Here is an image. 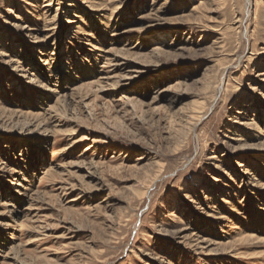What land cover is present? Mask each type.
I'll return each mask as SVG.
<instances>
[{"label": "rangeland", "instance_id": "obj_1", "mask_svg": "<svg viewBox=\"0 0 264 264\" xmlns=\"http://www.w3.org/2000/svg\"><path fill=\"white\" fill-rule=\"evenodd\" d=\"M263 210L264 0H0V264H264Z\"/></svg>", "mask_w": 264, "mask_h": 264}, {"label": "bare ground", "instance_id": "obj_2", "mask_svg": "<svg viewBox=\"0 0 264 264\" xmlns=\"http://www.w3.org/2000/svg\"><path fill=\"white\" fill-rule=\"evenodd\" d=\"M115 1H116V0H115ZM51 5H52V4H51ZM45 12H46V11H45ZM122 51H123V50H122ZM124 52H125V51H124ZM122 53H123V52H122ZM112 56H113V55H112ZM134 56H135V55H134ZM118 57H119V56H118ZM12 62H13V61H12ZM117 66H118V65H117ZM21 72H24V71H21ZM26 72H27V71H25V73H26ZM132 72H133V71H132ZM134 72H135V71H134ZM135 73H136V72H135ZM118 78H119V77H118ZM121 78H122V77H121ZM124 78H125V77H124ZM33 80H34V79H33ZM126 80H127V79H126ZM99 84H100V83H99ZM96 85H97V84H96ZM84 86H85V85H84ZM84 86H82V87L84 88ZM93 86H94V85H93ZM85 87L87 88V85H86ZM77 90H78V89H77ZM80 90H82V89H80ZM80 90H79V92H80ZM77 92H78V91H77ZM77 92L72 93V95L75 94L74 96H76V93H77ZM81 93H82V92H81ZM81 93H80V94H81ZM78 95H79V94H78ZM67 97H68V96H67ZM81 98H83V97H81ZM63 99H66V97H65V96L60 97V100L57 101V104H58V103L61 104V102L64 103L66 100H63ZM79 99H80V98H79ZM63 106H64V105H63ZM54 108H55L54 106L51 107V110L54 111V110H55ZM56 108H57V106H56ZM22 116H24V115L22 114L20 117H22ZM27 116L30 117V119H31V118H34V120H37V121H36V122H33L32 120H28V121L26 120V121H27L26 124H25V122H24L25 126H28V127H35L37 130H39V128H42V126H43V127H46V125H45V121H42V122H41V121H38L39 116H37V115L34 116V115H31V114H29V115L27 114ZM197 117H200V116H197ZM36 118H37V119H36ZM49 118H50V117H49ZM21 122H23V121H21ZM17 123H18V122H17ZM248 123H249V122H248ZM248 123H246V125H249V126L251 125V126H253V124H248ZM252 123H254V122H252ZM14 124H15V123H14ZM240 124H241V123H240ZM16 125H17V124H16ZM21 126H22V125H21ZM244 126H245V125H244ZM251 126H250V127H251ZM43 130H44V129H43ZM47 131H48V130H47V128H46V129H45V132H47ZM41 132H42V131H41ZM251 146H253V145L250 144L249 147H251ZM246 148H247V147H246ZM251 148H252V147H251ZM4 165H5V164H4ZM1 166H2V165H1ZM72 167H73V166H72ZM72 167H71V168H72ZM77 167H78V166H77ZM80 168H81V167H80ZM85 168H86V167H85ZM38 170H39V169H35L34 171H38ZM64 171H65V170H64ZM45 173H46V172H44V174H45ZM34 174H35V173H34ZM51 174H52V173H51ZM51 174H50V177L53 175V174H52V175H51ZM85 175H86V174H85ZM34 176H35V175H33V178H34ZM86 176H87V175H86ZM90 176H91V175H90ZM47 177H48V175H47ZM84 179H85V178H84ZM20 183H21V182H20ZM21 185H22V184H21ZM21 185L18 184V187L21 186ZM16 186H17V185H16ZM29 189H30V188H29ZM30 190H31V189H30ZM31 191H32V190H31ZM27 192H28V191H27ZM29 192H30V191H29ZM13 193L17 194V193H20V191H19V192H13ZM18 197H19V196H18ZM13 198H14V197H13ZM17 199H18V198H17ZM15 200H16V199H15ZM17 201H18V200H17ZM16 203H17V202H16ZM11 205L13 206V204H11ZM31 210H32V209H31ZM35 210H36V209H35ZM10 211H11V210H10ZM10 211H9V212H10ZM263 211H264V210H263ZM8 214H9V213H8ZM2 215H3V214H2V212H1V213H0V217H2ZM9 225H10V224H9ZM0 226H1V227L4 226L3 223H2V220H0ZM7 226H8V225H7ZM7 229H8V228H7ZM3 230H4V228H3ZM3 230L1 229L2 232H3ZM2 236H3V235H2ZM11 236H12V235H11ZM11 236H5V241H6V240H11V238H9V237H11ZM250 236H251V235H250ZM14 237H15V236H14ZM247 237H248V239H250L249 236H247ZM14 240H15V239H14ZM237 240H239V239H237ZM2 241H4V238H3V240H0V258H2V255H3V253H4V252L2 251V249H1V242H2ZM216 245H217V244H216ZM200 246H203V245H200ZM212 247H213V246H212ZM208 249H209V248H208ZM218 250H219V249H218ZM211 252H212V251H211ZM213 252H215V251H213ZM213 252H212V253H213ZM208 254H209V252H208ZM16 260H17V258H16Z\"/></svg>", "mask_w": 264, "mask_h": 264}]
</instances>
